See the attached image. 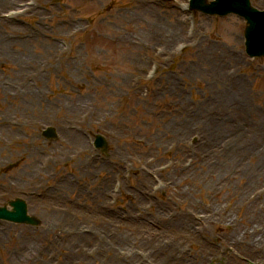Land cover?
I'll return each mask as SVG.
<instances>
[{"label":"rangeland","instance_id":"374dc122","mask_svg":"<svg viewBox=\"0 0 264 264\" xmlns=\"http://www.w3.org/2000/svg\"><path fill=\"white\" fill-rule=\"evenodd\" d=\"M187 3L0 0V205L22 198L40 219L0 220V264H264V252L220 243L245 226L264 245V57L246 55L242 18ZM123 40L149 44L134 52L146 56L138 69ZM104 87L124 133L98 115ZM221 89L232 104L216 106ZM82 102L92 115L70 128L67 107ZM29 162L44 172L34 192L21 177ZM54 175L66 186H49ZM184 214L187 237L174 225Z\"/></svg>","mask_w":264,"mask_h":264},{"label":"bare ground","instance_id":"6f19581e","mask_svg":"<svg viewBox=\"0 0 264 264\" xmlns=\"http://www.w3.org/2000/svg\"><path fill=\"white\" fill-rule=\"evenodd\" d=\"M172 32L175 33L174 29H172ZM123 41H124V43H126V46H129V54L126 57L124 56L125 58H123V59H127L128 62L130 61L131 65H133V67H136V65L138 64L137 62H140V61L144 62L146 60V56L144 57V55H142V56L138 57V59H137L138 61L137 60L133 61L134 58L137 56L136 53H134V52H136L137 50H140L141 52L143 50H147L150 47L149 44H144L141 42H137L134 44V43H132V41H129V40H123ZM151 48L154 49L153 50L154 53H157L155 48H153V47H151ZM158 53H161V52L158 51ZM138 67H139V64L137 65V68H135V69H138ZM223 90L224 89L220 90V94L217 97L218 100L216 102V106H219L220 104H223V103H226L228 105L233 103L232 101L229 103L228 99L225 98L226 92H223ZM102 93L105 97V100L98 99L99 101L98 100L96 101L97 111L99 112L98 115H101L103 118H106V119H111V120L116 119V123L119 127L118 129H120L119 131H122V133H124V131H127L126 130L127 121L123 117L118 118L119 115L117 113V110L119 107V103H118V99L116 96V91H114L115 95L112 94V97H111L115 100L111 99L110 101L107 100V98L109 96H111L109 90H106V88L104 87ZM82 103H84V104H82ZM82 103L78 104V105H75L74 103H72L71 105H69L67 107L68 110L66 111V113H67V116L69 118L68 120H69V127L70 128L74 127L75 121L80 122L86 116L92 115V110H91L92 107H90L91 103H86V102H82ZM98 106H101V109H99ZM77 108L79 111H77ZM95 114H96V111H95ZM64 115H65V113H64ZM131 131H132V129L130 130V133H131ZM129 135L132 136V133ZM73 139L74 138L70 139L71 142H73ZM207 143H208V136L204 140V145H207ZM68 144H70V143L68 142ZM65 148H66V144H64L61 148L54 149L51 152L52 158L57 162L63 161L64 158L66 157ZM84 158H85L84 161L80 162V164H78V166L80 168H82V170H85V171L86 170H89V171L92 170L95 165H94V163H91V161H92L91 155L89 154L88 156H84ZM43 163L42 164L44 167L46 165V163L44 161H43ZM28 164L29 165L25 166L26 173L21 174V177H23L24 179H27L25 181L26 185L24 186V189L26 191H29V192H34L35 187L37 189H42L41 186H38L35 183V180H37V177L40 178L44 172L39 169V166L36 167L33 162H29ZM191 165H192V163H191ZM25 174H27V176H25ZM140 174H142L143 180L146 182L148 179V171L143 168L141 170ZM54 176H52L50 178L52 185H49V186H51V187L66 186V185L59 184V183L65 184L66 179L64 180V177H65L64 175H58L57 177L55 176V178H53ZM94 194H95V198L98 199V197H101L102 195H104L103 188H101V187L97 188L96 187ZM136 194H137V200H142L143 198L148 196L146 189L137 190ZM192 218H193V216L184 214L182 216V219L179 221V223L174 224V225H178V226H176L177 232H178L177 234L182 233L181 236L187 237L188 232H186V231H187V228L189 227L188 222L192 221L193 220ZM105 220L108 221L110 219H105ZM169 222H171V221H169ZM206 222L211 223L212 221H210L209 219H206ZM198 227H203V225L201 224L200 221H199ZM228 242L232 243L233 248H236V249L239 248L242 251H248L250 254H259V253L264 252L263 239L256 236L255 234H253L250 231L249 227L244 226V227H240L237 230H233L229 236L224 237L220 241V243H228ZM232 252H234L233 249H232Z\"/></svg>","mask_w":264,"mask_h":264},{"label":"water","instance_id":"95a60500","mask_svg":"<svg viewBox=\"0 0 264 264\" xmlns=\"http://www.w3.org/2000/svg\"><path fill=\"white\" fill-rule=\"evenodd\" d=\"M190 8L209 15L224 16L235 13L246 21L244 31L245 52L249 57L264 56V10L254 8L249 0H213L209 3L206 0H191ZM47 138L55 136L54 129L48 127L43 131ZM95 143L102 150H105L107 143L102 136L97 135ZM11 209L0 206V219L39 225L40 220L27 213V206L24 200L15 198L9 201Z\"/></svg>","mask_w":264,"mask_h":264}]
</instances>
